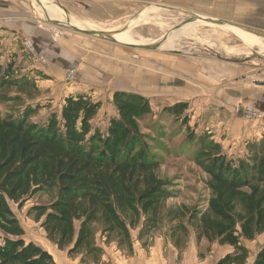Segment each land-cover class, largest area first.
I'll use <instances>...</instances> for the list:
<instances>
[{"label":"rangeland","instance_id":"rangeland-1","mask_svg":"<svg viewBox=\"0 0 264 264\" xmlns=\"http://www.w3.org/2000/svg\"><path fill=\"white\" fill-rule=\"evenodd\" d=\"M21 1L31 9L44 38L39 39L37 49L32 38L0 35V61L4 66L13 63V77L18 81L0 89V116L18 119L35 109L28 120L43 126L54 112H60L66 96L88 93L102 104L93 129L106 134L110 119L118 114L112 102L114 92L141 94L152 108L141 122L143 132L153 156L161 162L159 177L168 181L173 193L149 236L138 238L143 221L131 229L133 253L119 249L114 237L107 240L101 225H96L94 242L104 254L84 257L83 251L71 259L75 264H81L83 257L84 264H108L113 259L120 264L134 256L135 246L149 257L164 240L179 239L185 247L182 251L176 247L180 254L190 244L198 246L194 222H188V217L190 211H199L200 216L207 209L211 190L209 175L194 158L197 139L211 138L221 144L223 154L237 161L247 155L249 143L264 138V111L259 107L264 101V49L244 43L215 24L197 25L193 33L176 39L174 49L160 45L173 30L200 15L264 31V0H47L58 5L65 17L60 23L67 24V12L70 19L90 23L99 31H131L135 38L159 45L152 50L57 26L41 15L38 0ZM152 6L160 10L140 20L142 12ZM4 37L19 45L16 50L8 42L3 46ZM181 102L189 105L184 115L174 117L165 111ZM193 136L196 142H191ZM55 196V192H43L21 205L11 203L27 241L42 245L49 241L34 207L50 203ZM179 223L188 227V233ZM263 244L264 234L247 244L249 261ZM61 252L68 256L67 251Z\"/></svg>","mask_w":264,"mask_h":264},{"label":"trees","instance_id":"trees-1","mask_svg":"<svg viewBox=\"0 0 264 264\" xmlns=\"http://www.w3.org/2000/svg\"><path fill=\"white\" fill-rule=\"evenodd\" d=\"M15 72L13 63L0 61V89L18 84ZM112 102L118 114L106 134L93 129L102 104L88 93L66 96L60 112L43 126L28 120L35 109L23 118L0 116V264H58L45 248L25 239L11 207L38 193H56L34 211L37 221L43 219L47 239L69 257L83 251L84 257L104 254L94 242L96 225L107 240L114 237L119 249L131 253V229L143 221L138 237L143 239L157 228L173 193L159 177L161 162L143 132L141 122L151 105L145 96L127 91L114 92ZM188 108L181 102L165 111L180 117ZM197 140L194 158L209 175L211 190L207 209L200 216L190 211L188 217L197 232L199 258L215 244L228 245L233 251L217 264H248L251 252L243 242L264 234V138L249 143L247 155L237 161L211 138ZM173 243L185 248L179 239ZM252 264H264V244Z\"/></svg>","mask_w":264,"mask_h":264},{"label":"crops","instance_id":"crops-1","mask_svg":"<svg viewBox=\"0 0 264 264\" xmlns=\"http://www.w3.org/2000/svg\"><path fill=\"white\" fill-rule=\"evenodd\" d=\"M19 1L21 0H0V35L3 36L6 34V36L9 35L8 37L11 38H13V35L32 38V40L36 42V47L38 49L40 48L38 45L39 39L44 37H41L42 35L40 34L37 24L33 20L31 9L28 10L25 4H19ZM11 38H5V40H2V44L5 46L7 44L6 42H8L9 48L14 46L11 50H16L17 44L14 43L15 41ZM9 42H11V44H9ZM259 107L262 111H264V101L262 102V105H259ZM249 242L252 241L245 240L243 243L247 247ZM36 243L39 244L38 242ZM43 244L44 245H39L50 252L58 264H75V260L71 259L69 256H62V252L59 251L57 246L53 245L51 242L45 240ZM260 247L253 254L249 264L253 263ZM162 248L163 250L165 248V254H162ZM154 251L155 253L151 257L146 255L144 256L143 252L138 251L135 246L134 256H130L129 260L120 262V264H217L223 256L232 252L233 248L228 245L221 246L215 244L212 246L211 252L207 253L205 258L200 259L198 246L190 244L189 247L180 254L173 241L169 239L168 241L164 240V242L157 243L156 250ZM108 264L119 263L117 260L113 259V261H109Z\"/></svg>","mask_w":264,"mask_h":264},{"label":"bare ground","instance_id":"bare-ground-1","mask_svg":"<svg viewBox=\"0 0 264 264\" xmlns=\"http://www.w3.org/2000/svg\"><path fill=\"white\" fill-rule=\"evenodd\" d=\"M38 1L40 2V4H42L41 6L40 5L38 6V9L41 12V15L46 17V19L49 18V20H54V21L57 20L59 22H63V19L65 17L63 15H61L62 13L61 14L59 13L60 9H58L59 8L58 5H56L53 2H48L47 0H38ZM158 10H160V8L157 6H152V7L147 8L140 15V20L149 18V16L154 11H158ZM66 14H67V25L74 26V27H77L80 29L87 28L85 30L99 31L97 28H95L94 25H92L90 23L80 22L73 17H71V19H70L69 14L67 12H66ZM205 19H206V17L200 15L198 18H194L193 21H190L189 23L183 25L182 27L177 28V30H173V32L172 33L170 32L171 34L168 35L167 40H165L163 45H160V47L162 46V49H174V48H176L175 46H176V43L178 42V41L176 42V39H180L183 36L189 35L190 32L197 27V25H200V24H207V25L209 24L210 25L211 24V26H213L215 24V23H210V22L206 21ZM215 25H217V24H215ZM219 26H221L224 29L230 30L244 43L256 45V46L260 47L261 49H264V39L263 38L255 35L253 33H250L248 31H245L244 29L238 28L234 25L223 24V25H219ZM113 30H105V31L101 30V32H104L105 34L110 35L112 38H114L115 40H117L120 43L131 44V45H151V44L155 43V42L149 43L144 39H137L133 36V33L131 31H128V30L127 31H120V32H114ZM109 32L113 33V34H109ZM191 33H193V32H191Z\"/></svg>","mask_w":264,"mask_h":264},{"label":"water","instance_id":"water-1","mask_svg":"<svg viewBox=\"0 0 264 264\" xmlns=\"http://www.w3.org/2000/svg\"><path fill=\"white\" fill-rule=\"evenodd\" d=\"M205 20L210 22V23H215L217 25H223V24L234 25V26H236L238 28L244 29L245 31L253 33V34H255V35H257V36H259V37L264 39V31L263 30H258V29L252 28V27L241 25V24H235V23H232V22H229V21H226V20H221V19H215V18L208 19V18H206ZM48 21L54 23L57 26L70 27V28L74 29L75 31H78V32H81V33H84V34H87V35H93V36H97L99 38H104L106 40L112 41L114 43H120L117 40H115L114 38H112L110 35H107V34H105L104 32H101V31L85 30V29H80V28H77V27H74V26H69L67 24L56 22V21H52V20H48ZM120 44H123V45H126V46H130V47H133V48H137V49H147V50L157 49L159 47V45H157V44H151V45H131V44H125V43H120Z\"/></svg>","mask_w":264,"mask_h":264},{"label":"built area","instance_id":"built-area-1","mask_svg":"<svg viewBox=\"0 0 264 264\" xmlns=\"http://www.w3.org/2000/svg\"><path fill=\"white\" fill-rule=\"evenodd\" d=\"M28 46H31L30 44ZM256 114V113H255Z\"/></svg>","mask_w":264,"mask_h":264}]
</instances>
